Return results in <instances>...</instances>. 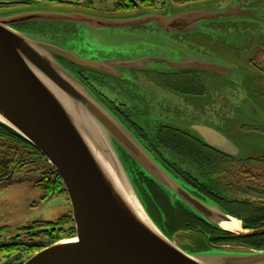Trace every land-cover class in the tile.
<instances>
[{"label": "water", "instance_id": "95a60500", "mask_svg": "<svg viewBox=\"0 0 264 264\" xmlns=\"http://www.w3.org/2000/svg\"><path fill=\"white\" fill-rule=\"evenodd\" d=\"M169 3L173 4L172 0ZM217 10L194 6L170 15L126 20L42 11L0 16V122L36 147L58 172L71 201L77 231L76 236L60 239L22 264H264V250L201 252L182 247L167 234L142 196L132 163L173 209L181 207L233 235L263 236L264 227L248 229L239 216L193 194L184 181L147 152L100 92L80 77L93 74L91 77L103 82V77L129 80L133 72L147 70L157 74H226L228 68L216 60L185 50L177 41H167L175 32H189L209 19L240 13L231 5ZM37 21L74 23L95 32L105 28L135 32L109 36L132 45L113 51L95 49L98 57H93L89 49L50 43L16 27ZM148 23L156 24L162 32L156 39L148 36L171 43V48L141 42L146 34L138 28ZM161 64L159 70L157 65ZM192 128L218 153L239 159L240 149L219 130L203 124ZM233 220L241 224V231L220 225Z\"/></svg>", "mask_w": 264, "mask_h": 264}, {"label": "rangeland", "instance_id": "374dc122", "mask_svg": "<svg viewBox=\"0 0 264 264\" xmlns=\"http://www.w3.org/2000/svg\"><path fill=\"white\" fill-rule=\"evenodd\" d=\"M67 1L73 3L33 0L30 5H22L11 4L12 0H0V4L4 3V7L0 5V16L42 11L126 20L127 17L137 18L149 14L170 15L172 11L191 9L194 6L216 11L231 5L240 10V13L233 16L209 19L198 24L192 31L175 32L168 37L167 41H177L181 46H185V50L199 53L203 58L216 60L228 68L226 74H199L206 86L204 96L180 95L173 92L175 96L166 89L164 91L163 86L155 80L157 72L153 70L133 72V77L129 80L103 77L106 80L103 82L102 79L91 77L93 74H90L89 78L94 89L114 99L116 103H119V100L127 103L126 108L137 111L138 117L144 109L143 119L151 123L148 128L151 132L157 127L154 123L152 126V121L155 122L157 117L164 115L171 119L172 126L176 125L184 130H189V125L191 127L196 124L219 130L240 149V160L221 161L223 170L228 173L222 170L218 173L219 176L213 175L210 171L203 170L200 165L194 164L188 157L176 155L175 158L177 157L186 171L191 172L209 189L230 201L264 200L259 192L264 193V0H203L186 4L174 1L173 4H168V0H158L153 6L141 5L135 0L138 5L126 11L116 9L119 0ZM16 27L32 37L45 39L50 43L80 51L89 49L93 57H98L97 52L93 53L95 49L113 51L132 45L117 38L112 40L109 36L135 32L132 29L111 31L106 28L95 32L84 25L54 21L28 22ZM138 31L146 34L141 39L142 43L171 48V43L154 40L162 33L156 24L148 23L139 27ZM148 35H154V39ZM62 63L66 65L64 61ZM161 66L162 64L157 65V68L161 70ZM144 100L152 105L142 106ZM162 100L172 102V105L163 106V112L159 108L160 104H156V101ZM17 158L20 162L24 159L27 161L25 169L16 168L18 170H15L12 177L0 182V230L2 229L4 238L16 235L28 225L31 228L40 221L57 222L59 218L72 212L71 201L65 194L42 200L44 189L39 185L46 186L43 183L52 170L46 161L31 152L17 154ZM210 158L218 161L222 159L215 155ZM253 158L259 161L250 163ZM187 187L197 195L195 188ZM206 200L219 205L212 198ZM69 234L68 232L67 235ZM234 246L238 249L247 248L237 244ZM18 247L21 248V245ZM29 254V249L23 252L25 259H28ZM9 261L7 256L0 257V264Z\"/></svg>", "mask_w": 264, "mask_h": 264}, {"label": "flooded vegetation", "instance_id": "af4514ba", "mask_svg": "<svg viewBox=\"0 0 264 264\" xmlns=\"http://www.w3.org/2000/svg\"><path fill=\"white\" fill-rule=\"evenodd\" d=\"M33 0H12L14 4H22V5H30V2ZM83 80H86L89 85L93 88L94 85L92 81L88 77H84L80 75ZM155 80L163 86V90H168L170 92H174L175 94L180 95H191V96H201L206 93V86L202 83L199 73H172V74H155ZM173 93V94H174ZM102 97L110 103L114 110L120 114L122 119L125 121L126 126L129 131H131L135 137L142 143L147 152L150 153L151 156L156 157L158 162L162 164L164 168H166L170 173H172L176 178L180 177L187 186L195 188L197 196H200L203 199L212 198L219 205L223 206L226 210L234 209H243L247 206H244V202H260L264 204V200H228L219 194L213 192L198 180L191 172L186 171L184 167H182L181 163L178 162L176 155H181L184 157H188L190 161L194 164L200 165L203 170H208L213 175H218L223 170V166L221 161L222 159L215 160L210 158L212 155L219 156L224 155L222 153H218L211 146L207 145L204 140L200 139L198 135L193 132L192 126H188L189 130L181 129L180 127L173 125L170 118L164 116L157 117V121H152V126H157L152 132L148 130L149 125L145 119H143L144 109L139 114L137 111H132V109L126 108V104L123 101L119 100V103H116L114 99L106 96L102 92H100ZM174 94V95H175ZM176 96V95H175ZM159 103L161 111L163 112V106L172 105L171 100L168 101H156V104ZM149 107L152 104H149L146 100L142 102V106ZM133 108V107H132ZM142 109V108H141ZM146 111V109H145ZM136 112V113H135ZM154 123V124H153ZM202 125V124H201ZM148 126V127H147ZM152 129V128H151ZM198 153L200 156H198ZM225 160V159H224ZM227 161V160H226ZM234 161V160H233ZM224 162V161H223ZM133 164V173L137 175V185H139L143 196L145 197L148 205L150 206V210L152 215L156 217V220L159 222L161 227L164 226L167 228V231L175 238L176 242L183 245L191 246L195 244V246H214L215 248H232L234 249V245L231 243H227L228 241L224 238H229V235L221 234L216 230H211L204 228L203 226V234L201 236H193L191 235V231H183L178 227L177 221H171L169 215H180L186 214L181 207L178 209H173L167 199L162 195V193L157 189V187L149 182L144 176L140 175L137 170V166L135 163ZM214 169V171H213ZM220 171V172H219ZM225 173L228 171L223 170ZM263 197L264 193L259 191ZM264 192V190H263ZM248 208V207H247ZM233 213V212H232ZM238 215V213H235ZM241 218L247 222L250 226H252L253 217L248 214H240ZM30 233L29 231H26ZM38 233L24 235L22 229L20 232L16 233V235H12L11 237L4 238L3 231H0V257L7 256L9 258V262L6 264H22L28 259H25L23 255V250L20 249L17 244H23L28 242H33L36 239ZM226 242V243H224ZM10 246H16L15 250H10ZM6 247V248H5ZM2 248V250H1ZM5 248V249H4ZM14 250V249H13Z\"/></svg>", "mask_w": 264, "mask_h": 264}, {"label": "trees", "instance_id": "16d2710c", "mask_svg": "<svg viewBox=\"0 0 264 264\" xmlns=\"http://www.w3.org/2000/svg\"><path fill=\"white\" fill-rule=\"evenodd\" d=\"M52 2H56V3H73V2H69L67 0H50ZM120 2L117 5V10L119 11H126V10H132L134 9L136 6V4L132 1V0H119ZM139 4H143L145 6H153L155 5L158 0H137ZM178 4H186V3H191V2H202L203 0H172ZM11 4H14L13 2H11ZM3 5L4 7V3L0 4ZM0 8H2V6H0ZM6 140V141H4ZM24 152H31V153H35V155L37 157H40L43 159V161H46L48 163V161L46 160V158L44 156H42V154L40 153V151L36 148L33 147L29 142H27L25 140V138H23L22 136L18 135L13 129H10L9 127H7L6 125L2 124L0 122V182L2 181H6L7 179H9V176L14 175L15 170L17 171L18 169L24 170V166L26 165L25 163H27V161H25V159L23 161H19L17 158V154L20 153H24ZM220 158H223L227 161L230 160H240V159H234V158H229L225 155H221L219 156ZM20 160H22V158H20ZM248 162V160H246ZM259 160L253 158L251 160L250 163L252 162H258ZM49 164V163H48ZM50 165V164H49ZM51 167V166H50ZM18 168V169H16ZM214 171V169H213ZM220 172V171H219ZM139 173V172H138ZM140 174V173H139ZM142 176L145 177L144 174H140ZM137 175H135L136 177ZM52 179H51V178ZM47 180L43 183L46 186L43 185H39L44 189V196L42 198V200H46L47 198H50L52 196H55L57 194H65L67 195V191L66 188H64V183L62 181V178L59 177L58 172L52 167V170L50 172V176H47ZM146 178V177H145ZM147 179V178H146ZM149 180V179H147ZM136 182H137V177H136ZM149 182L151 184H153L150 180ZM154 185V184H153ZM139 186V185H138ZM140 188V187H139ZM141 191V189H140ZM142 193V192H141ZM143 196V194H142ZM144 197V196H143ZM165 197V196H164ZM166 198V197H165ZM145 199V197H144ZM244 206H247L246 208L243 209H235L237 212L231 210H227L232 214H235L237 216H239L240 214H248L251 215L253 217V221L252 226H250L249 224H247V222L245 220H243L241 218V216H239L246 224L248 229L251 230H255L257 228H263L264 227V204L260 203V202H244L243 203ZM185 212V211H184ZM186 213V212H185ZM170 216V220L171 221H177V225L179 227L180 230L183 231H191V235L193 236H201V234H203V228H201L202 226L204 228L207 229H213L216 230L218 232H221V234H225L229 235V238H224L226 240L223 241H228L227 243H231L232 245L237 244L240 246H247V248H252V249H260V250H264V235L263 236H256V237H252V236H240V235H233L230 234L228 232H225L224 230H220L217 227H214L213 225H208L206 222H204L203 220H199L197 217H195L194 215H190L188 213L186 214H180V215H169ZM30 226H26L24 228H22V232L24 233V235H29V234H34V233H38L36 236V239L33 242H26L25 245L23 244H17L16 246L21 245V248L23 251H27V249H29L30 254L29 257L38 253V251L49 247V245L54 244L57 241H60V239L62 238H70V237H74L77 234L76 228H75V221H73V215L72 212L69 213V215H65L62 216L61 218H59V220L57 222H46V221H40L37 222L36 224L32 225L31 228H29ZM164 228V226H163ZM26 230H28L30 233H27ZM2 231V229L0 230ZM165 231L167 232V234H169L171 237L172 235L167 231V228L165 227ZM26 232V233H25ZM68 232L70 233L69 235ZM173 238V237H172ZM175 239V238H174ZM226 243V242H224ZM184 248L187 249H192V250H196V251H213V250H223L226 248H215L214 246H209V245H205V246H195V244H192L191 246L188 245H183V244H179ZM16 246H10L13 249H15ZM6 248V247H5ZM4 248V249H5ZM2 250V248H1Z\"/></svg>", "mask_w": 264, "mask_h": 264}, {"label": "bare ground", "instance_id": "6f19581e", "mask_svg": "<svg viewBox=\"0 0 264 264\" xmlns=\"http://www.w3.org/2000/svg\"><path fill=\"white\" fill-rule=\"evenodd\" d=\"M221 226H223V228H225L226 230H229V231H241L242 230V228H241V224H239V222L238 221H236V220H233V221H231V222H222L221 224H220Z\"/></svg>", "mask_w": 264, "mask_h": 264}]
</instances>
